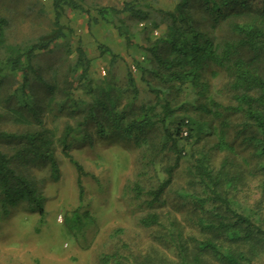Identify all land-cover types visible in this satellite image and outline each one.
Wrapping results in <instances>:
<instances>
[{
  "label": "trees",
  "instance_id": "trees-1",
  "mask_svg": "<svg viewBox=\"0 0 264 264\" xmlns=\"http://www.w3.org/2000/svg\"><path fill=\"white\" fill-rule=\"evenodd\" d=\"M65 5L78 9L74 1L54 0L53 28L31 45H7L2 29L5 22L0 20V49L5 52L0 65V86L5 70L19 75V90L23 94L31 92L33 83L45 84L35 59L67 38L61 24ZM97 13L109 23L118 15L128 14L132 20L144 25L142 29L146 32L148 24L145 22L152 19L148 11L130 2L124 3L121 9L102 7ZM161 17L164 32L145 49L150 59L147 57L146 64L134 66L140 79L155 95V105H143L138 112L129 113L138 95L131 74L127 75L131 99L130 96L124 98L126 92L115 90L111 85L96 98L91 86V62L81 46L75 50V61L70 69L72 82L78 83L91 98L87 116L78 123L79 127L90 119L104 138L142 147L148 144L149 133L159 125L164 147L168 144L166 149L174 157L173 165L164 168V176L156 187L145 190L135 183L131 188L134 198L141 203L138 205L148 210L138 219V224L150 231L152 245L145 248L123 243L100 254L98 264H264V0H178L173 10L162 12ZM117 21L116 30L129 43L127 27L122 18ZM152 25L158 27L156 23ZM103 50L111 53L108 49ZM115 58L112 53V63ZM152 63L156 65L150 67ZM208 73L214 78L223 76L229 103L224 104L209 94L210 84L205 78ZM148 75L154 77L156 86L148 82ZM46 87L53 95V87L47 84ZM183 91L193 98L204 99L192 109L199 113V118H210V121L182 119L169 127L172 122L168 118L172 117L173 110L167 97L172 92L178 95ZM10 96L2 99L0 91V107L11 113L12 120L40 128L32 132L26 130L23 134L0 129L1 142H16V150L11 156L0 150L2 206L6 199L35 204L40 196L30 182L18 174L13 162L41 160L55 171L52 134L49 136V131L43 128V122L30 104L18 105L20 110L8 106ZM64 96L70 99L67 93ZM123 99L125 106L118 111V104ZM156 105H161L159 113L155 111ZM72 132L73 129L66 126L57 143L78 174L81 195L80 177L86 173L68 152ZM211 133L216 137L214 149L226 156L216 165L209 152H190L185 169L190 181L187 187L177 191L176 201L167 202L168 193L174 186L175 170L186 156V144L193 137H207ZM157 156V152L150 154V158L145 155L148 166L156 168ZM252 185L261 193V199L253 206L247 197ZM168 203L175 215L191 224L189 232L180 218L169 216L165 210Z\"/></svg>",
  "mask_w": 264,
  "mask_h": 264
},
{
  "label": "rangeland",
  "instance_id": "rangeland-1",
  "mask_svg": "<svg viewBox=\"0 0 264 264\" xmlns=\"http://www.w3.org/2000/svg\"><path fill=\"white\" fill-rule=\"evenodd\" d=\"M69 1L76 2L78 9L69 5L63 7L61 24L67 38L51 46L50 51L38 54L35 59L45 84L33 83L31 92L25 95L19 90V75L15 76L7 70L1 75V97L6 99L11 95L12 98L8 106L20 110L18 105L22 107L30 104L43 122V128L49 131V136L52 134L50 138L53 140L56 170L41 160L13 162L18 174L30 182L40 200L35 204H27L6 199L2 206L3 196L0 193V264H98L100 254L108 253L123 243L147 248L152 245L151 233L139 226L138 219L148 210L138 205L141 203L134 198L135 193L131 188L135 183H139L145 190L156 187L164 176V168L172 166L174 162V157L166 149L168 144L164 147L165 140L159 125L149 133L148 144L142 147H136L132 142L104 138L100 135L99 127L90 119H86L79 127L78 123L83 122L87 116L91 98L78 83L72 82L70 69L75 61V50L81 46L91 62V86L96 98L101 96L107 85H111L115 90L126 92L124 98L130 96L131 99L133 95L127 86V75L131 74L138 95L129 113L138 112L143 105H155V95L140 79V73L132 67L136 63L146 64L149 56L145 49L164 32L162 12L172 11L178 0ZM53 2L0 0V20L5 22L2 29L7 45H31L38 37L49 33L55 19ZM129 2L149 12L152 19L145 22L148 24L147 32L142 29L144 25L132 20L128 14L118 15L109 23L97 13L99 8L121 9L124 3ZM117 18H122L129 31V43L116 30ZM153 23L158 24V27H153ZM154 32L158 35H154ZM112 53L116 56L113 63ZM4 54V50L0 49V65ZM153 65L156 64L152 63L150 67ZM153 78L151 75L146 77L148 82L156 86ZM205 78L210 84L209 94L224 104L229 103L230 96L225 91L227 85L223 76L220 74L214 78L208 73ZM46 84L53 87V95L49 93ZM65 93L70 99H65ZM189 95L183 91L178 95L172 92L167 97L172 102L173 110L172 117L168 118L172 122L170 128L182 119L210 121V118H199V113L192 109L194 105L196 107L203 103L204 99ZM125 103V99L119 102L118 111L123 110ZM160 107L156 105L157 113L161 111ZM74 110L77 112L73 113ZM0 118L1 131L8 133L23 134L26 130L32 132L40 128L35 124L26 126L13 121L11 113L3 107H0ZM66 126L73 129L68 152L86 173L80 177L81 195L77 185L78 174L57 143ZM215 142L216 137L211 133L207 137H193L186 144V156L175 170L174 186L168 193L167 202L176 201L177 191L187 187L190 181L185 171L190 152H209L216 165L224 159L226 153L214 149ZM14 145L16 142L0 141V150L11 156L16 150ZM154 152L158 154L156 168L148 166L145 158V155L150 158ZM247 197L253 206L261 199V193L252 185ZM165 210L170 217L180 218L186 231L191 230V224H187L180 215H175L169 203Z\"/></svg>",
  "mask_w": 264,
  "mask_h": 264
},
{
  "label": "built area",
  "instance_id": "built-area-1",
  "mask_svg": "<svg viewBox=\"0 0 264 264\" xmlns=\"http://www.w3.org/2000/svg\"><path fill=\"white\" fill-rule=\"evenodd\" d=\"M154 35H158L156 32H154ZM132 69L134 70L135 69V67L133 66L132 67ZM102 74L104 75L105 74V72L104 71H102ZM184 136H186V133H184Z\"/></svg>",
  "mask_w": 264,
  "mask_h": 264
}]
</instances>
